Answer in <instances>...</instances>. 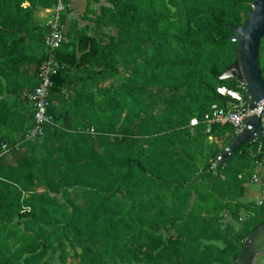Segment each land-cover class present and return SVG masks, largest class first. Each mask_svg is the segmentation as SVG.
<instances>
[{"label": "trees", "instance_id": "obj_1", "mask_svg": "<svg viewBox=\"0 0 264 264\" xmlns=\"http://www.w3.org/2000/svg\"><path fill=\"white\" fill-rule=\"evenodd\" d=\"M57 1L0 0V264H45L57 252L64 263L69 247L79 264H110L119 249L136 264L165 256L181 264H240L251 235L264 225V205L250 207L223 250L205 246L221 233L220 208L232 212L234 206L216 201L212 217L185 214L199 179L184 147L217 128L231 129L215 126L209 134L204 117L236 104L218 89L237 90L239 83L220 77L236 60L235 29L257 0H106L98 12L92 9L101 0H87L86 13L94 18L82 29L78 21L67 24L66 0L67 41L57 53L63 68L50 96L55 126L25 141L35 118L28 95L39 86L47 56L48 30L34 13ZM29 76L34 80L23 86ZM89 85L101 92L100 101L86 95ZM193 119L199 126L191 127ZM252 147L217 170H233L238 178L244 163L237 158L254 161ZM159 190H166L163 197ZM143 204L162 205L154 220L143 214ZM159 222L171 224L166 241L156 235Z\"/></svg>", "mask_w": 264, "mask_h": 264}, {"label": "rangeland", "instance_id": "obj_2", "mask_svg": "<svg viewBox=\"0 0 264 264\" xmlns=\"http://www.w3.org/2000/svg\"><path fill=\"white\" fill-rule=\"evenodd\" d=\"M180 1V0H177ZM106 0H101V3L98 6L93 5L92 11L98 12L99 7L104 5ZM70 13L67 16V24H70L71 21H85V23H90L93 21L94 15L91 12L86 13V4L82 3L81 0H71ZM24 8L29 7V4L26 3L23 5ZM53 8H41L37 7L34 13V19L36 24L41 26L43 29L48 30V23L52 18V14L49 10ZM87 26V24L85 25ZM89 27H92V24H89ZM108 33H115L114 30H108ZM264 44V42H263ZM264 45H262L263 47ZM261 47V53H263ZM122 84V81L119 82ZM94 93L97 94V90L93 89ZM96 99V98H95ZM192 135H194V130H192ZM234 138V133L232 129L228 128H217V130L210 135H207L204 139H201L198 143H194L192 148L184 147V149L190 150L195 158V163L197 165L198 174L193 176L197 180L195 187L190 189V195L187 201L188 207L184 210L186 215H201L203 217H212L215 214L216 201L222 202V205L232 203L234 209L232 212L229 208L221 207L219 211L220 215V231L219 237L212 241L207 242L203 241L204 245H213L218 251L223 250L227 245L234 242L235 234L239 231L240 226L237 223L241 222L240 219H245V215H249V209L251 206H260L262 197L260 187L254 182V174L256 172V167L252 165V162L247 160L246 154H240L237 158V162L244 163V174H239L238 178L236 172L233 170L226 169L223 172H219L217 167L221 164L227 165L233 159L229 158L225 163L219 162L215 163L219 154L228 146L232 141H229L228 144H225L227 139ZM219 150H221L219 152ZM250 185L258 186V190L255 192L251 189ZM244 191V195L240 196ZM160 196H164L166 190H159ZM169 195V193H168ZM142 212L146 215V218L149 217L150 220L155 219V214L159 211L162 205L157 206L156 208L142 205ZM166 206L170 207V203ZM121 215L123 217L127 216L128 208L121 209ZM242 223V222H241ZM162 226V222H159ZM146 229V227H145ZM139 232V228L137 232ZM161 233V234H160ZM171 234V224H168L166 227L162 226V231L158 232L156 235H162L163 239L166 241ZM144 239V236H142ZM141 238V239H142ZM125 242H130L129 240ZM77 253H81L80 248L75 249ZM121 249L112 252V257L109 258L110 264H136L133 260V255L126 250H122L121 254L119 253ZM68 257H65V262H61L60 256L61 253L57 252L56 254H49L46 259L45 264H79L77 261L74 249L72 247L68 248ZM121 255V256H120ZM132 260H131V259ZM137 264H181L174 261H171L168 256L164 258L155 259L152 262L144 261ZM214 264H220L216 262ZM252 264H264V252L258 253Z\"/></svg>", "mask_w": 264, "mask_h": 264}, {"label": "built area", "instance_id": "obj_3", "mask_svg": "<svg viewBox=\"0 0 264 264\" xmlns=\"http://www.w3.org/2000/svg\"><path fill=\"white\" fill-rule=\"evenodd\" d=\"M65 1L58 0L52 10V18L48 23V34L45 37L46 59L39 70V86L28 95L30 105L34 108L35 118L34 127L28 132L25 141H30L36 137L42 136L47 127L55 126L53 118L49 115L51 107V89L54 86L53 78L58 75L63 65L57 58L58 51L67 41V28L62 24V15L65 13ZM218 93L221 96L231 97L236 104L228 109L213 108L211 114L204 117L207 125V131L210 134L215 126L230 127L235 137L242 136L248 128V121L252 117L261 119V134L249 144H253L250 149V156L254 159L256 172L254 174V182L260 187L261 205H264V143L259 142V139H264V100L260 103H255V108L250 107V96L247 86L239 83L237 90L228 88H219ZM247 95V96H246ZM191 127L199 126V120L193 119ZM91 134H94V129H91ZM3 152L8 150L7 145H3ZM244 219H241L243 222Z\"/></svg>", "mask_w": 264, "mask_h": 264}, {"label": "water", "instance_id": "obj_4", "mask_svg": "<svg viewBox=\"0 0 264 264\" xmlns=\"http://www.w3.org/2000/svg\"><path fill=\"white\" fill-rule=\"evenodd\" d=\"M233 42L238 44L235 51L236 60L227 69L221 80H232L247 86L250 107L264 100V78L261 70L260 51L264 42V0H257L245 24L235 29ZM261 119L252 117L248 128L242 136L235 137L219 154L215 163L229 160L239 150L260 137ZM264 252V225L251 235L240 258V264H252L258 253Z\"/></svg>", "mask_w": 264, "mask_h": 264}, {"label": "crops", "instance_id": "obj_5", "mask_svg": "<svg viewBox=\"0 0 264 264\" xmlns=\"http://www.w3.org/2000/svg\"><path fill=\"white\" fill-rule=\"evenodd\" d=\"M74 2H75V0H74ZM81 2L82 3H84V4H86L87 5V0H81ZM71 8H72V6H71ZM89 25V24H92V23H85V21H81L80 23H79V29H82V28H84L85 27V25ZM73 73H75L74 72V70H72V69H70V71L67 73L68 74V76L70 75V76H72L73 75ZM32 80H34V78H32V77H28V78H24V79H22L21 80V82H22V85L23 86H26V87H28V86H30L31 85V81ZM86 87V86H85ZM92 88H93V86H91V85H89V86H87L86 87V95H88L89 96V98L90 99H92V98H96V101H100L101 99H102V95H101V92H99L97 89V94H95L94 93V95H93V90H92ZM65 94V97H66V99H68V97H69V94L68 93H64ZM28 107V106H27ZM29 108V107H28ZM31 111V110H30ZM15 129L13 128L12 129V131H14ZM250 187H251V189H253L255 192L258 190V186H254V185H250Z\"/></svg>", "mask_w": 264, "mask_h": 264}]
</instances>
